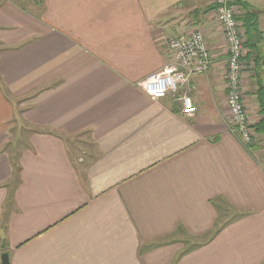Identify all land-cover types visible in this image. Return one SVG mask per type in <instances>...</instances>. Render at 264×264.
I'll return each mask as SVG.
<instances>
[{
  "label": "crops",
  "instance_id": "1",
  "mask_svg": "<svg viewBox=\"0 0 264 264\" xmlns=\"http://www.w3.org/2000/svg\"><path fill=\"white\" fill-rule=\"evenodd\" d=\"M212 2L0 0V264H264V135L247 149L229 133ZM194 30L211 65L190 79L186 116L137 83ZM252 46L253 128L264 52Z\"/></svg>",
  "mask_w": 264,
  "mask_h": 264
},
{
  "label": "built area",
  "instance_id": "2",
  "mask_svg": "<svg viewBox=\"0 0 264 264\" xmlns=\"http://www.w3.org/2000/svg\"><path fill=\"white\" fill-rule=\"evenodd\" d=\"M212 3L227 50L225 103L230 117L229 133L249 149L253 144L254 131L243 102V77L247 71L243 25L236 18L238 6L234 0H213ZM167 48L173 61L159 72L139 81L137 87L151 100L177 97L182 115H192L197 109L188 97L190 79L194 75L207 73L211 65L203 34L199 30L181 34L170 39ZM182 88L184 93L178 95Z\"/></svg>",
  "mask_w": 264,
  "mask_h": 264
},
{
  "label": "trees",
  "instance_id": "3",
  "mask_svg": "<svg viewBox=\"0 0 264 264\" xmlns=\"http://www.w3.org/2000/svg\"><path fill=\"white\" fill-rule=\"evenodd\" d=\"M234 1H235V3H237L236 0H234ZM239 20L241 21V23L243 25L245 37L247 36V34H252V33H254L255 35L257 34V24H258L257 21L258 20L256 19V16L253 15V13L246 11V13L241 18H239ZM246 42H247V40L245 39V42H244L245 47L247 45ZM245 57H246V54L244 56V60L246 61ZM257 98H258L259 102L261 103V105L264 104V89H263V87H260ZM262 111L264 112V109ZM253 128H254L253 131L255 132V134H263L264 135V116L257 123V125H255ZM17 175H18V167L13 163V176H14V178H17ZM217 209H218L219 214H221L222 210L220 209L219 206L217 207Z\"/></svg>",
  "mask_w": 264,
  "mask_h": 264
},
{
  "label": "rangeland",
  "instance_id": "4",
  "mask_svg": "<svg viewBox=\"0 0 264 264\" xmlns=\"http://www.w3.org/2000/svg\"><path fill=\"white\" fill-rule=\"evenodd\" d=\"M238 2V0L236 1ZM246 5V11L253 13V15L256 16V19H260V28L258 29V24H257V34L256 36L254 33L252 34H247V48L253 47L252 44L254 43L255 46L258 47L259 52H264V15L261 13H258L257 9L261 8L264 6V0H245ZM257 8V9H256ZM258 23V21H257ZM263 32V33H261ZM261 36V37H260ZM245 38V39H246ZM16 147V146H14ZM81 148V147H80Z\"/></svg>",
  "mask_w": 264,
  "mask_h": 264
},
{
  "label": "water",
  "instance_id": "5",
  "mask_svg": "<svg viewBox=\"0 0 264 264\" xmlns=\"http://www.w3.org/2000/svg\"><path fill=\"white\" fill-rule=\"evenodd\" d=\"M1 264H9L7 254H3L1 257Z\"/></svg>",
  "mask_w": 264,
  "mask_h": 264
}]
</instances>
